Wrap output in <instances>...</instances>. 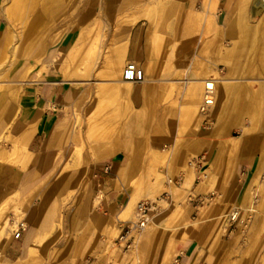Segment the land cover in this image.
Wrapping results in <instances>:
<instances>
[{
    "label": "rangeland",
    "instance_id": "1",
    "mask_svg": "<svg viewBox=\"0 0 264 264\" xmlns=\"http://www.w3.org/2000/svg\"><path fill=\"white\" fill-rule=\"evenodd\" d=\"M246 5L247 0H0V225L5 226L0 264H171L172 247L188 242L201 250L206 264H264V248L252 241L260 193L258 201L249 195V201L243 199L253 171L231 176L241 155L230 150L237 138L245 149L264 147V115H237L234 97L214 99L200 111V95L190 94L196 80L213 76L215 29L231 24L228 31L235 33ZM251 12V56L235 75L255 94L261 82L251 79L261 76L255 71V55L264 52V12ZM210 19L217 25L206 32ZM136 32L145 49V65H137L151 87V101L138 111L123 95L110 91L120 85L113 83L109 63L114 48L125 44L127 53ZM66 69L79 71L80 77L66 79ZM213 78L219 92L218 73ZM51 83L74 91L70 108L57 111L60 96L39 104L43 86ZM34 110L62 114L59 128L74 136L75 147L59 150L48 170L41 168V146L26 143L23 150V121ZM150 123L156 136L148 135ZM34 124L31 120L30 127ZM127 147L130 163L118 177L129 192L128 202L99 230L91 217L82 216L88 183L81 178L72 184L78 180L77 168L88 158L113 155L102 149ZM242 151L253 160L261 156L259 151ZM159 152L167 153L165 159ZM201 153L208 157L209 177L206 185L191 187L194 179L183 177L184 171L189 170L190 158ZM60 179L66 184H57ZM210 193L214 195L200 207L187 205L190 197ZM228 196H235V202ZM147 199L158 201L157 209L148 214L150 221L130 244L119 245L120 225L135 220L137 203ZM100 200L98 194L93 211ZM128 203L129 212L124 209ZM251 206L255 212L247 222ZM233 208L241 213L229 233L222 226ZM20 221L26 227L14 240Z\"/></svg>",
    "mask_w": 264,
    "mask_h": 264
},
{
    "label": "crops",
    "instance_id": "2",
    "mask_svg": "<svg viewBox=\"0 0 264 264\" xmlns=\"http://www.w3.org/2000/svg\"><path fill=\"white\" fill-rule=\"evenodd\" d=\"M252 14L253 13L250 10V0H247V5L243 9L242 15L238 18V30H236L235 33H230L228 31V26L231 24H227L226 28L219 30L218 28H216L217 23L214 19L206 21V25L204 28V31L206 32L208 30L210 31L211 28H216V46L213 50L216 56L214 58V61L211 62L213 69L215 70L213 71L214 73L212 75L214 76L215 73H218V78L224 79L222 83L220 82L221 96L219 99H228L234 97L237 102V115L247 113H250L251 115H264V52H261L259 55H255L257 58L255 71L261 74L259 78L251 79L252 81L261 82V85L257 88L255 94L253 90L239 83L240 79L237 77V75H235L243 70L242 67L244 66L243 64L245 62V59L248 56H251L250 54H248L249 51L247 50V41H249L253 37V26L249 23V20L253 21L254 19ZM260 35V39L264 40V30L261 31ZM132 36V43L129 45L128 50L126 46L127 53H125V58L131 59V61L135 63L137 62L140 65L144 66L145 49L141 43H138L142 40L141 34L136 32L133 33ZM245 41L246 43H244ZM220 71H224L225 75H220ZM213 76L211 78L204 77L196 80L194 82L196 83V86L194 88L195 90L192 89L191 94H194L196 97H198L200 95L199 86L201 82H204L208 79H214ZM147 83L148 80L144 79L142 82L136 83L134 85L136 89L133 90V92L129 96H120L127 99L128 103H131L135 111H138L147 101H151V98H148V94L150 92L149 90L151 89V87H148ZM51 84V86H43V93L41 94L43 95V97L41 96V99H39V104L44 106L47 104L48 100L60 96L59 103L56 104L60 107L57 108V111H61L64 107L70 108L72 106L71 97L74 95V91L71 88H67L63 83ZM76 93L77 96H79V93ZM29 113H26L27 115L25 116V120L23 121L24 127L22 128L21 135H24L25 138L27 136L31 137L27 142L28 147L34 145L35 143L37 144L35 145V147L39 148L41 146V168L43 167L44 169L48 170L52 168V161L59 150L75 147L73 140L74 136L71 132L59 128L60 123H57V118L59 116H62V114H58V112L43 114L37 110H34L31 117H29ZM134 118L136 120L138 119L137 113H135ZM148 119L150 121L153 119L152 114H149ZM31 120L33 123H35L32 127H30ZM147 130L149 131V136L157 135V133L155 132L156 129L152 127L151 123L147 127ZM257 140V137L251 139L253 143ZM238 142L239 138L232 139L231 141L232 146L230 150H232L235 155H241L236 159L235 167L232 169L231 176L238 175L239 173L243 174L246 170L254 171L256 169L255 167H257V165L260 163L261 158L264 157V147L255 150L256 146L253 145V149H245V147H241ZM215 149L218 153L221 152L220 147L216 146ZM242 150H253L252 152L259 151L261 156L258 159L253 160L249 155H242ZM101 152H113V155L102 156L96 161H91L89 160V158L86 159L81 164V166L77 168V182L72 183L79 184L81 178H85L87 180L88 184L86 189V196L81 212L83 217H91V220L96 223L99 230H102L104 226L109 222L110 217L114 216L117 213L118 208L121 204H123L124 202H128L129 192L126 191L127 188L124 186V181L121 177H118V174L121 173L122 169L126 168L129 165V154L131 150L129 149V147H127L126 149L121 148L114 150L102 149ZM166 154L167 153L165 152L163 154L159 152V156L162 158V160L165 159ZM199 155H204L207 161L206 163H208L209 160L206 153H201ZM199 155H194L190 158V161H188L189 170L184 171L186 173L185 175H183V177L188 176L187 178L188 180H190V182H192L194 179L191 187L194 186L195 180L198 178L197 169L193 164V159L197 158ZM261 163L262 168H264V162ZM55 175L54 177H52L54 180L57 177V171ZM208 177L209 173H207L205 170L202 173V181L195 186L197 187L200 185H206L203 183L208 180ZM56 183L66 184L65 180L63 179L56 181ZM231 186L232 189L236 188L235 184H231ZM98 194L101 196L99 208H97L96 211H93V203ZM251 196L257 197V193H252ZM227 198L232 202H235L236 200L235 196H228ZM243 199L248 200V193H244ZM187 205L190 209H192L193 203L187 202ZM253 208L254 207L251 206L249 210L251 212H255ZM124 209L127 210V212L131 211V204L128 203L127 205H125ZM116 218L118 221H124L119 220L118 217ZM255 220L256 215L254 216V221ZM223 226L222 228L224 231ZM7 238L8 236H5L3 240ZM118 244L120 245L121 243L118 241ZM172 249H175V255H179L180 261L185 264H193L197 262L206 264V258L200 256L201 250L195 247V245L191 242L177 246V248H175L174 246L172 247ZM262 256H264V254H262ZM95 264L100 263L95 262Z\"/></svg>",
    "mask_w": 264,
    "mask_h": 264
},
{
    "label": "bare ground",
    "instance_id": "3",
    "mask_svg": "<svg viewBox=\"0 0 264 264\" xmlns=\"http://www.w3.org/2000/svg\"><path fill=\"white\" fill-rule=\"evenodd\" d=\"M250 4H251L250 5L251 6L250 9L253 12H255V13L264 12V0H250ZM84 35H85V31H84V28H83L80 31L79 38L80 39L84 38ZM69 56H72V52H70ZM125 57H126L125 56V44L120 46V47L114 48L112 57L110 58V61H109V63H110V71H111V76L115 78L113 83L119 84L120 87H117V86L111 87L110 91H112V92H114L116 94H121L123 96H129L133 92V89L131 88V84L132 83L128 82V81H123L120 78L122 67H123V64L125 62ZM82 60H84V56L82 57ZM70 64L71 63H69V65ZM68 68H69V66H68ZM78 72L76 70H73V71L71 70L70 71V70L66 69V71L64 72L63 76L66 79L71 80L73 78L80 77L79 74H81V73L80 72L78 73ZM79 79H81V78H79ZM69 80H67V81H69ZM223 81H224V79H219L218 80V82H221V83ZM251 82H252V80H251ZM201 83H202V85L199 86V88H201V86H202V90H200L201 92H200V99H199L200 103H201V104H199V106L201 105L200 106V111H202L206 107L210 106L213 103L214 99H217V98L219 99L220 96H221V90L219 92H216V84H215V80L214 79H208V80H205L204 82L202 81ZM192 95H194V94H192ZM190 97H191V99L193 101L196 98L195 96L194 97L190 96ZM30 138H31L30 136L26 137V141H25V145H24L23 150H25V147L27 145L26 143L29 141ZM261 162H264V157L261 158L260 163L257 165V167H255L256 169L253 171L252 177H251V185L249 187H247L246 193H248V195L251 198H252V196H251L252 193L256 194L257 191H259V193H260L259 196L261 198V203L258 205L259 208H258V212H257L259 218H258L257 223L252 228V231H253V236H252L253 240L252 241L255 244L258 243L260 245V248L262 249V248H264V228H262V225H264V224H261V222L264 221V179H262L261 175L264 174V173L260 172L261 167H262V163ZM254 198L258 201V198L256 196ZM248 201H249V197H248ZM3 228H5V226L0 225V236H1V234H3Z\"/></svg>",
    "mask_w": 264,
    "mask_h": 264
},
{
    "label": "built area",
    "instance_id": "4",
    "mask_svg": "<svg viewBox=\"0 0 264 264\" xmlns=\"http://www.w3.org/2000/svg\"><path fill=\"white\" fill-rule=\"evenodd\" d=\"M120 78L123 81H128L133 84L140 83L145 79V75L143 70L137 65V63L133 61H128L124 65ZM206 159L204 155H199L197 158L193 159V164L197 169V179L195 180L196 184H199L202 181V173L206 170L205 166L207 165ZM108 169V168H106ZM214 194L210 193L209 195H196L189 198V201L193 203V209H196L206 203ZM164 197V196H163ZM162 197V198H163ZM157 199L154 201L151 200H142L139 201L136 205V214L135 220L128 221L120 225L118 241L123 244H130V239L136 235H139L145 228L146 224L150 221L148 217L149 212L157 209ZM196 213V212H195ZM240 209L233 208L229 211L227 216L224 219V230L225 232L231 233L235 228L236 224L240 217ZM252 217V212L248 215L247 222H250ZM24 221H20L16 224L15 230L13 232V239H19L22 232L25 230ZM171 264H185L180 261L179 255H175L172 259ZM193 264H203L201 262L193 263Z\"/></svg>",
    "mask_w": 264,
    "mask_h": 264
}]
</instances>
